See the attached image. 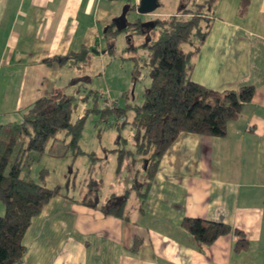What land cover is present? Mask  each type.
<instances>
[{"label":"crops","instance_id":"1","mask_svg":"<svg viewBox=\"0 0 264 264\" xmlns=\"http://www.w3.org/2000/svg\"><path fill=\"white\" fill-rule=\"evenodd\" d=\"M138 1L0 0V126L19 123L37 98L64 93L56 86L61 68L69 71L77 58H54L81 49L96 58L107 26L123 27L121 14L140 19ZM238 2L215 1L190 73L212 90L253 86L225 134L179 132L142 197L136 176L132 195L109 192L106 207L52 197L26 229L21 264H264V0H249L241 16ZM120 203L119 215L103 212ZM185 217L230 229L198 248L180 227Z\"/></svg>","mask_w":264,"mask_h":264},{"label":"trees","instance_id":"2","mask_svg":"<svg viewBox=\"0 0 264 264\" xmlns=\"http://www.w3.org/2000/svg\"><path fill=\"white\" fill-rule=\"evenodd\" d=\"M215 1L193 3L192 7L146 22L140 19L126 22L121 14L116 20H120L123 27L112 29V23L105 28L104 36L124 31L144 36L141 44L133 46L127 35L129 44L125 48L135 51L140 46L145 49L146 55L138 59H142L149 80L142 103L134 106L131 119L134 149L141 156L143 169V184L138 183L142 187L138 191L140 197L144 196L160 157L179 132L221 137L225 134L226 122L236 119L242 106L253 95L251 85L217 91L190 79L193 57L208 34L211 23L208 16ZM248 3L249 0H239L238 15L245 13ZM73 57L82 61L86 59L85 63H89L86 49L72 57L64 55L54 59L62 61ZM132 72L138 73L139 70ZM74 107L73 97L69 95H44L22 112L19 123L0 126V202L4 206L0 215V264L22 263L25 251L23 238L32 218L49 199L63 194L58 186L46 187L43 184L44 169L40 170L37 182L21 177L22 158L27 151L39 155L50 140H56L59 132L69 138L66 145L77 153L83 117L74 122L70 120ZM14 150L15 155L12 156ZM126 152L128 150H119L117 160L120 161L122 153ZM85 203L88 204L87 201ZM121 206V203L112 205L103 212L119 215ZM180 227L198 248L210 244L230 229L221 222L189 217L181 220ZM234 232L240 234L239 231ZM245 245V241L235 243L236 248Z\"/></svg>","mask_w":264,"mask_h":264},{"label":"rangeland","instance_id":"3","mask_svg":"<svg viewBox=\"0 0 264 264\" xmlns=\"http://www.w3.org/2000/svg\"><path fill=\"white\" fill-rule=\"evenodd\" d=\"M202 2L158 0L154 11L136 15L141 22H146ZM115 28L114 25L112 29ZM127 35L133 46L141 44L144 39L140 34H126L125 31L114 36L106 34L96 58L88 64L86 59L77 60V65L69 71L66 65L61 68L56 86L65 89L63 94L73 97L75 107L70 120L74 122L83 117L77 141L78 152L66 145L69 138L59 132L56 140H50L39 155L25 152L21 177L37 182L40 170L44 169L42 182L46 187L58 186L63 194L72 198L90 199L92 202L98 199L97 204L104 206L107 201L102 200L105 195L108 197L109 192L119 196L129 190V197L132 195L129 189L132 177L141 178L143 169L141 156L134 149L131 119L134 106L142 103L149 80L142 59H138L143 58L146 51L140 46L135 51L125 50L129 44ZM135 69L139 72H132ZM58 92V95L62 94ZM119 150H128L122 153L120 161L117 160Z\"/></svg>","mask_w":264,"mask_h":264},{"label":"water","instance_id":"4","mask_svg":"<svg viewBox=\"0 0 264 264\" xmlns=\"http://www.w3.org/2000/svg\"><path fill=\"white\" fill-rule=\"evenodd\" d=\"M158 6V0H139L136 5V12L139 14H148ZM96 52V50H93Z\"/></svg>","mask_w":264,"mask_h":264}]
</instances>
